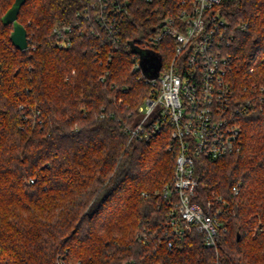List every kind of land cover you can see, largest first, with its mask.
Returning <instances> with one entry per match:
<instances>
[{
    "label": "trees",
    "instance_id": "16d2710c",
    "mask_svg": "<svg viewBox=\"0 0 264 264\" xmlns=\"http://www.w3.org/2000/svg\"><path fill=\"white\" fill-rule=\"evenodd\" d=\"M92 1L26 0L20 51L1 22L14 0H0V264H264V100L242 115L238 151L196 163L194 200L221 211L216 248L194 230L173 236L161 190L175 155L166 132L127 142L123 127L138 121L150 86L132 72L134 51H113L80 25ZM166 3L130 0L127 41L144 43ZM219 10L235 104L264 96V0H224ZM63 24L77 26L69 49L54 46L52 28Z\"/></svg>",
    "mask_w": 264,
    "mask_h": 264
},
{
    "label": "built area",
    "instance_id": "2783aa9c",
    "mask_svg": "<svg viewBox=\"0 0 264 264\" xmlns=\"http://www.w3.org/2000/svg\"><path fill=\"white\" fill-rule=\"evenodd\" d=\"M139 1L146 4L167 1L168 12L151 27L142 44L127 41L123 35L130 0L92 1L83 9L80 25L83 24L91 34L105 36L113 51L121 48L137 50L133 53L135 63L132 72H137L150 86V94L137 109L138 121L123 127L127 142H149L166 132L169 143L165 150L174 153L175 163L171 184L161 190L171 210L165 225L177 238L194 230L202 235L206 247L216 248L221 211H211L210 203L203 207L194 200L198 185L196 163L221 159L240 149V119L254 108L255 100H264L262 88L257 96L255 94L235 104L229 81L233 65L226 52L232 36L227 33V23L219 10L224 0H176V6L171 0ZM157 10L158 5L154 12ZM80 25L77 23L81 34L84 27ZM76 27L55 25L52 28L54 46L71 48ZM240 28L244 29V26ZM162 41L170 50L167 57L158 49ZM138 51L160 55L161 67L156 78L144 76ZM110 62L111 53L107 59V63ZM107 73L105 71L104 74ZM232 191L237 194L238 188L233 187ZM168 248H171L170 244Z\"/></svg>",
    "mask_w": 264,
    "mask_h": 264
},
{
    "label": "water",
    "instance_id": "95a60500",
    "mask_svg": "<svg viewBox=\"0 0 264 264\" xmlns=\"http://www.w3.org/2000/svg\"><path fill=\"white\" fill-rule=\"evenodd\" d=\"M25 2L26 0H14L12 5L1 17V22L4 26H12L9 40L12 45L20 51H24L28 47L26 29L17 20L18 12ZM133 51L136 52L137 50L134 49ZM138 53L139 65L144 76L148 79L156 78L161 67L160 55L151 51H138Z\"/></svg>",
    "mask_w": 264,
    "mask_h": 264
},
{
    "label": "rangeland",
    "instance_id": "374dc122",
    "mask_svg": "<svg viewBox=\"0 0 264 264\" xmlns=\"http://www.w3.org/2000/svg\"><path fill=\"white\" fill-rule=\"evenodd\" d=\"M160 51L164 57H167L169 55L170 50L166 42L163 43V46L160 47Z\"/></svg>",
    "mask_w": 264,
    "mask_h": 264
}]
</instances>
